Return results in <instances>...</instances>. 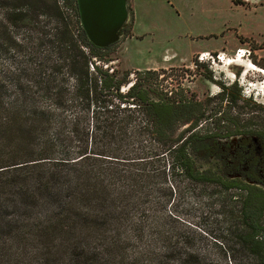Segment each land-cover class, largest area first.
I'll return each mask as SVG.
<instances>
[{"label": "trees", "instance_id": "trees-1", "mask_svg": "<svg viewBox=\"0 0 264 264\" xmlns=\"http://www.w3.org/2000/svg\"><path fill=\"white\" fill-rule=\"evenodd\" d=\"M63 1L0 0V264H168L167 254L135 251L144 236L129 234L133 201L167 176L149 170L159 151L132 137L148 132L170 151L178 124L202 114L183 96L154 100L138 82L121 93L128 74L119 79L98 64L113 47L88 42L77 0ZM131 106L147 125L134 123ZM212 151L211 139L186 138L172 175L181 167L214 185L195 170ZM172 194L163 190L157 206ZM245 197L244 241L264 264V194L248 188ZM179 257L192 264V254Z\"/></svg>", "mask_w": 264, "mask_h": 264}, {"label": "rangeland", "instance_id": "rangeland-1", "mask_svg": "<svg viewBox=\"0 0 264 264\" xmlns=\"http://www.w3.org/2000/svg\"><path fill=\"white\" fill-rule=\"evenodd\" d=\"M128 3L131 22L125 36L105 57L110 61L103 59L99 66L115 70L119 79L128 74L120 90L123 94L138 82L157 99L183 96L197 103L198 114H202L195 118L197 130L190 135L191 123L178 124L180 142L170 151L148 132L132 137L146 138L149 150L159 151V156L151 157L159 166L150 167V173H167L157 184L147 182L143 191L148 194L146 199L137 197L129 208L137 224L129 234L144 236L135 243L134 250L167 254L171 257L168 264H180L179 256L187 253L193 255L192 264H263L244 241L251 233L244 211L248 198L236 190L224 191L212 183L191 180L181 167L172 175L171 158L187 135L236 128L264 135V74L254 70L264 71V0ZM238 49L248 50L250 56L238 57ZM203 52L215 54L216 64L200 63L198 57ZM6 59L4 56V62L10 63ZM234 59L239 62L231 65ZM147 70L164 77L144 76ZM160 83L168 89L167 96L160 91ZM131 107L133 112L127 114L133 113L134 123L147 125L142 109ZM163 190L173 194L159 207L157 198Z\"/></svg>", "mask_w": 264, "mask_h": 264}, {"label": "flooded vegetation", "instance_id": "flooded-vegetation-1", "mask_svg": "<svg viewBox=\"0 0 264 264\" xmlns=\"http://www.w3.org/2000/svg\"><path fill=\"white\" fill-rule=\"evenodd\" d=\"M154 73L157 79L164 77L160 73ZM159 87L160 91L168 92V89L162 83H160ZM144 88L147 90L146 86ZM169 94L172 95L173 92L171 91ZM153 99L158 100L157 98ZM195 121L184 123H191L188 126L190 128ZM196 130V127L191 129L189 135ZM189 135L183 136V138H209L214 144V151L207 155L205 159L208 160L211 157H215V162H212L211 167L205 171L195 167L199 175L212 176L216 180L214 185L220 190H236L241 197L242 195H247L248 188H253L264 194V135L252 134L243 128L225 131L217 130V132L210 131L205 134L198 133L192 137ZM247 180L255 181L256 184L250 185Z\"/></svg>", "mask_w": 264, "mask_h": 264}, {"label": "water", "instance_id": "water-1", "mask_svg": "<svg viewBox=\"0 0 264 264\" xmlns=\"http://www.w3.org/2000/svg\"><path fill=\"white\" fill-rule=\"evenodd\" d=\"M79 21L85 36L94 47L108 49L114 47L125 36V29L131 22L128 0H77ZM215 162L201 159L197 165L207 170ZM250 185L255 181L247 180Z\"/></svg>", "mask_w": 264, "mask_h": 264}, {"label": "built area", "instance_id": "built-area-1", "mask_svg": "<svg viewBox=\"0 0 264 264\" xmlns=\"http://www.w3.org/2000/svg\"><path fill=\"white\" fill-rule=\"evenodd\" d=\"M250 56V53L248 52V50H245V49H238L237 51V56L238 57H245V56ZM200 63H209V62H212V64H216V56L215 54H212L210 52H203L199 55L198 57ZM220 62H223V59L221 58V56H218L217 58Z\"/></svg>", "mask_w": 264, "mask_h": 264}, {"label": "bare ground", "instance_id": "bare-ground-1", "mask_svg": "<svg viewBox=\"0 0 264 264\" xmlns=\"http://www.w3.org/2000/svg\"><path fill=\"white\" fill-rule=\"evenodd\" d=\"M238 62H239V61H236L235 59H234V60H231V63H232L231 65H233V64H238ZM254 70L259 71L260 73H263V74H264V71H263L262 69H256V68H255Z\"/></svg>", "mask_w": 264, "mask_h": 264}]
</instances>
